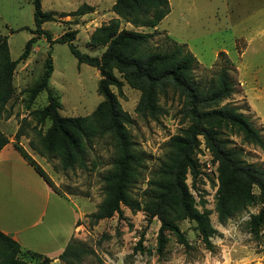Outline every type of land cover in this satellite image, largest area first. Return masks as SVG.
<instances>
[{
	"label": "rangeland",
	"instance_id": "1",
	"mask_svg": "<svg viewBox=\"0 0 264 264\" xmlns=\"http://www.w3.org/2000/svg\"><path fill=\"white\" fill-rule=\"evenodd\" d=\"M113 0H40L41 8L53 14V19L41 24L52 39L63 32L76 30L73 43L87 54L97 56L104 46H91L92 31L116 14ZM170 11L155 27H134L121 21V27L153 33L152 50H164L173 42L183 43L193 53L196 64L193 80L201 86L211 84L216 73L225 68L233 83V93L224 100L238 106L264 138V0H168ZM92 10L71 14L82 4ZM32 0H0V36H7L10 57L15 59L27 39L34 36L26 59L20 60L13 72V93L0 111V132L19 154L20 146L34 162H38L51 180L54 189L72 202L81 212L76 234L71 242L85 247L77 264H259L264 262V230L254 234L249 226L251 215L259 210L257 199L224 222L217 218L215 193L218 185L214 175L201 168L205 151L198 146L194 157L198 173L187 176L186 183L195 205L205 209L215 232L208 249L197 235L195 222L184 219L178 226L187 241L181 243L172 233H166L161 253L156 249L160 222L149 218L142 209L131 211L122 206V214H113L96 223L90 222L104 197L103 174L112 166L114 148L109 137H97L86 147V165L62 169L56 157L41 155L39 137L49 126L41 122L37 109L46 103V92L30 99L29 89L44 70L50 52L53 71L49 86L58 96L64 116H84L92 112L102 99L97 92L98 69L79 63L62 42H48L45 35L33 33ZM114 74H121L113 69ZM131 117L126 125L136 153L142 157L140 176L132 184L131 193L140 198L151 171L157 168L167 150L170 137L187 125L179 113L180 101L171 94L160 97L162 113L156 118L142 117L135 108L140 91L123 80L121 92L111 86ZM20 131L19 140L15 133ZM227 134V133H226ZM230 145L242 149L247 162L264 168V152L257 146L241 141L234 133L226 135ZM201 143V142H200Z\"/></svg>",
	"mask_w": 264,
	"mask_h": 264
},
{
	"label": "trees",
	"instance_id": "2",
	"mask_svg": "<svg viewBox=\"0 0 264 264\" xmlns=\"http://www.w3.org/2000/svg\"><path fill=\"white\" fill-rule=\"evenodd\" d=\"M32 3L35 26L32 32L37 36L44 34L50 43H66L79 63H86L99 71L96 89L102 99L88 115L64 116L59 113V98L49 86L53 71L50 52L45 58L39 81L29 89L30 99L41 91L46 92V103L36 112L41 122L49 120L50 123L39 137L41 147L38 152L49 159L56 157L62 169L84 167L86 147L94 138L107 136L112 142V166L102 176L104 197L96 210L89 214L90 222L96 223L115 213L120 215L122 206L131 211L142 209L149 218L156 217L160 222L156 249L161 253L166 233L170 232L181 243L188 244L178 223L189 219L195 222L197 235L205 247L212 248L210 237L215 229L208 212L196 207L186 183L188 175L194 178L198 173L194 153L202 139L212 160L217 162L215 209L218 220L224 222L257 199L260 207L256 214L251 215L249 226L254 234L264 230V168L247 162L242 149L231 146L226 135H239L242 142L255 145L263 152L264 138L238 106L223 103L234 91L227 70L219 69L211 84L201 86L193 80L196 58L185 44L174 41L168 49L152 50L150 41L153 33L120 25L123 20L134 27H155L170 11L168 0H113L111 9L116 17L96 27L88 39L91 46H104L97 56L76 47L73 43L76 30L65 31L52 39L41 24L53 19V14L42 10L40 0H32ZM90 10L92 8L85 3L71 14H84ZM34 39V36L27 39L19 56L12 59L7 36H0V111L4 110L13 93V72L18 62L27 58ZM113 69L131 87L140 91L135 108L140 116L156 118L162 113L160 97L166 98L171 94L180 101L179 113L187 122L179 133L170 137L164 158L150 172L139 199L132 195L131 187L140 176L142 157L134 150L126 128L131 117L121 107L111 88L116 87L120 93L123 85V80L114 74ZM20 135V131L15 133L16 141ZM7 141V137L0 132V148ZM16 147L54 189L40 165L20 146ZM71 240L59 258L66 264H77L88 251ZM49 260L39 253L23 250L17 241L0 231V264H34L32 261L46 264Z\"/></svg>",
	"mask_w": 264,
	"mask_h": 264
},
{
	"label": "crops",
	"instance_id": "3",
	"mask_svg": "<svg viewBox=\"0 0 264 264\" xmlns=\"http://www.w3.org/2000/svg\"><path fill=\"white\" fill-rule=\"evenodd\" d=\"M72 205L9 143L0 148V231L23 250L49 258L46 264H66L59 255L81 218Z\"/></svg>",
	"mask_w": 264,
	"mask_h": 264
},
{
	"label": "built area",
	"instance_id": "4",
	"mask_svg": "<svg viewBox=\"0 0 264 264\" xmlns=\"http://www.w3.org/2000/svg\"><path fill=\"white\" fill-rule=\"evenodd\" d=\"M201 140L200 147L205 151V158L201 161V168L206 171L210 176L214 175V180L217 182V162L212 160V155L209 150L204 146L203 140Z\"/></svg>",
	"mask_w": 264,
	"mask_h": 264
}]
</instances>
